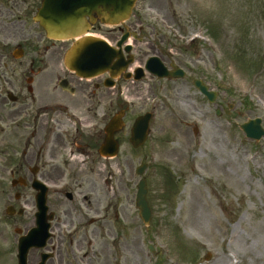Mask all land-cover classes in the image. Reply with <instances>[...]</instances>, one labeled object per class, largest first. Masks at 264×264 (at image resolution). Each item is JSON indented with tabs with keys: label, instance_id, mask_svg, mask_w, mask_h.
<instances>
[{
	"label": "rangeland",
	"instance_id": "obj_1",
	"mask_svg": "<svg viewBox=\"0 0 264 264\" xmlns=\"http://www.w3.org/2000/svg\"><path fill=\"white\" fill-rule=\"evenodd\" d=\"M139 4L146 33L175 52L217 97L204 105L206 117L186 105L175 114L160 112L151 122L156 132L139 149L123 139L110 162L115 174L124 162L123 207L119 219L113 218L104 255L90 264H264V138L249 140L239 129L254 117L262 118L264 127V0ZM195 36L197 47L188 46ZM135 96L128 127L141 112L139 92ZM215 108L221 116L214 115ZM185 113L186 124L179 121ZM141 162L148 165L142 175L151 208L148 226L134 207L135 168ZM54 204L49 195L50 209ZM148 244L159 252L151 253Z\"/></svg>",
	"mask_w": 264,
	"mask_h": 264
},
{
	"label": "flooded vegetation",
	"instance_id": "obj_2",
	"mask_svg": "<svg viewBox=\"0 0 264 264\" xmlns=\"http://www.w3.org/2000/svg\"><path fill=\"white\" fill-rule=\"evenodd\" d=\"M142 1L135 3L130 18L115 26L102 24L94 12L93 22L85 16L89 32L102 33L113 45L130 37L132 65L116 78L109 72L82 78L63 62L72 40L51 38L35 20L43 0H0L1 264H18L19 238L35 227L36 184L46 186L47 202L51 195L56 204L49 210V239L44 247L28 250L25 264H40L44 257V264H90L104 255L113 218L119 219L123 207L121 192L127 190L124 162L117 164V174L110 162L123 139L129 140L128 117L138 92L141 112L132 121L145 113L175 114L181 105L206 117L208 101L193 80L207 83L146 33ZM48 13L42 10V20ZM151 57L168 72L181 70L182 77H158L154 73L162 68L154 61L155 72H150L145 64ZM126 73L130 78L123 77ZM116 113L122 117L113 133L117 155L101 157L105 128ZM186 117L179 121L186 124ZM84 247L88 250L80 252Z\"/></svg>",
	"mask_w": 264,
	"mask_h": 264
},
{
	"label": "water",
	"instance_id": "obj_3",
	"mask_svg": "<svg viewBox=\"0 0 264 264\" xmlns=\"http://www.w3.org/2000/svg\"><path fill=\"white\" fill-rule=\"evenodd\" d=\"M133 2L134 0H44L43 4L45 10L47 9L49 12V19L48 22L45 23L40 20V23L45 26L50 34H60V38L76 37L86 30V23L83 19V15L86 14L85 11L87 8L90 7V9L97 14L102 23L117 24L129 16ZM59 8L60 14L57 13ZM126 50H128V47H126ZM114 57L118 60L112 65L111 69L117 72L123 68L128 61H124L120 52L118 53L104 41L97 38L86 37L73 43L66 54L65 64L68 68L83 74L89 73L94 69L104 70L110 67L111 60ZM195 85L202 93L209 97L210 101H212V92H207L206 87L201 86L198 81H195ZM147 118V116H144V118L137 120L133 126L130 141L134 147L138 146L144 140L148 122ZM119 123L120 117L116 115L106 129L107 137L100 149V153L108 149H111L109 151L112 152L116 148L111 138V132H113ZM240 128L245 133L246 137L251 139H259L264 135L260 118L250 119L241 124ZM143 168L144 165L138 168L137 173L141 174ZM40 204V208L44 211L46 208L43 199H41ZM135 205L139 209V216L144 224H148L150 210L146 200V183L143 179L140 180L137 185ZM46 230L47 225L42 223L40 237L45 238L47 236ZM32 232L23 239L25 248H28L32 242H34L31 240ZM149 249L152 250V247L149 246Z\"/></svg>",
	"mask_w": 264,
	"mask_h": 264
}]
</instances>
